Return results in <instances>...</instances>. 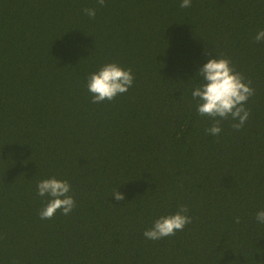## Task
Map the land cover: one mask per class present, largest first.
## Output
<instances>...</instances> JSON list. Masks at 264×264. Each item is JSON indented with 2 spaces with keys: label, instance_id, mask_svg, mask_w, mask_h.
<instances>
[{
  "label": "trees",
  "instance_id": "16d2710c",
  "mask_svg": "<svg viewBox=\"0 0 264 264\" xmlns=\"http://www.w3.org/2000/svg\"><path fill=\"white\" fill-rule=\"evenodd\" d=\"M181 2L0 0V264H264V0ZM210 56L255 90L218 136L191 95ZM108 63L133 86L92 103ZM52 177L75 207L41 219ZM181 206L191 223L145 238Z\"/></svg>",
  "mask_w": 264,
  "mask_h": 264
},
{
  "label": "clouds",
  "instance_id": "9594fccd",
  "mask_svg": "<svg viewBox=\"0 0 264 264\" xmlns=\"http://www.w3.org/2000/svg\"><path fill=\"white\" fill-rule=\"evenodd\" d=\"M99 6H104L105 0H97ZM191 0H182L180 7L188 8ZM84 13L94 18L96 8H85ZM254 42L264 41V29L254 36ZM197 75L201 77L198 86L191 95L197 101V112L201 116L214 118V123L206 132L211 135H219L221 132L220 121L231 118L234 121L231 127L240 130L250 116V111L245 104L255 94L251 87V81H245L243 75L237 72L228 58H215L210 56ZM134 75L131 69H125L116 63H108L88 78L87 88L92 94V103H101L105 100L111 101L120 94L126 93L133 86ZM220 119H215V118ZM71 185L67 180L55 177L41 180L37 183V195L48 196L51 199L39 212L41 219H51L58 210L63 215H68L75 207V199L69 195ZM116 200H123L124 195L118 191L112 194ZM186 206L173 215L162 216L157 219L150 229L144 231L143 235L149 240H159L164 237L173 236L177 231L191 223ZM256 220L264 224V210L256 213ZM239 223V217L236 218Z\"/></svg>",
  "mask_w": 264,
  "mask_h": 264
}]
</instances>
